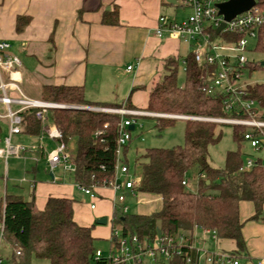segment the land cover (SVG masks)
<instances>
[{
	"label": "trees",
	"instance_id": "1",
	"mask_svg": "<svg viewBox=\"0 0 264 264\" xmlns=\"http://www.w3.org/2000/svg\"><path fill=\"white\" fill-rule=\"evenodd\" d=\"M264 11V0H256ZM118 10L105 12L102 23L118 24ZM19 30V26L17 27ZM254 52L260 59L249 62V72L264 69V23L257 29ZM185 84L178 86L179 60L167 58L164 73L150 88L146 107L150 112H168L203 117L231 116L225 113L222 98L205 92L202 85L204 70L193 56L187 54ZM263 61V64H262ZM247 97L264 111V83L249 84ZM44 101H53L70 107L52 108L39 113L29 107L20 112L23 133L38 136L45 120L61 131V141L67 145L74 139L76 153L73 159V181L80 186H91L112 177L116 161L118 123L120 115L86 109V106L121 107V103L88 101L81 86L44 85ZM126 107H133L130 103ZM155 126L160 131L174 123L175 118L156 117ZM219 123L188 119L184 122V144L169 148L151 147L138 155L135 163L141 167L137 192L157 195L160 207L149 213H121L115 208L111 227H119L123 234L131 233L153 238L158 234L173 235L180 230L194 227L214 230L219 239L233 240L236 253L245 249L239 202L250 201L255 219L264 205V166L260 160L248 170H241L242 132L244 127L231 125L232 137L237 145L225 155L222 168L208 161V148L219 141ZM130 142V141H129ZM128 142V143H129ZM121 150L122 161L129 165L127 150ZM197 169V188L190 190L187 173ZM3 224L2 240L19 254H12L7 264H30L32 257L44 258L49 264H104L93 262L96 249L91 226L79 225L73 218V199L49 196L42 209H37L33 197L5 194L0 200V223ZM162 264H185L179 257Z\"/></svg>",
	"mask_w": 264,
	"mask_h": 264
},
{
	"label": "crops",
	"instance_id": "2",
	"mask_svg": "<svg viewBox=\"0 0 264 264\" xmlns=\"http://www.w3.org/2000/svg\"><path fill=\"white\" fill-rule=\"evenodd\" d=\"M182 6L181 0L173 3L167 0H0V41H7L6 52L18 58L16 84L31 98L41 99L44 85L81 86L85 98L92 103L117 102L125 106L130 103L133 106L130 108L144 109L150 88L164 73L166 59L172 57L182 63L190 50L188 44L177 38L155 34L160 16L173 21L184 18L178 9ZM114 8L118 10V24H103V14ZM128 65L132 66L130 70L126 68ZM1 74L2 81L8 83V73ZM6 91L11 97L17 95L12 88ZM0 107L3 109L0 115H4L6 106L1 101ZM10 108L18 109V105L11 104ZM7 135L8 119L0 117V149ZM14 137H17L15 143H39L38 136L23 132ZM43 144L46 149L54 146L48 139ZM37 154L27 152L23 155L25 159L12 157V164L20 160L21 167L13 165L10 172L6 167L10 157L5 159L0 154V170L3 158L6 183L11 174L0 200L5 194L21 195L26 200L33 197L36 208L42 209L49 196L71 198L73 218L83 226H91L94 217H106L107 221L112 217L114 193L111 189L97 187L95 207H89L93 213L88 211L82 216L81 205L74 198L79 190L77 185L72 177L71 183L63 182L71 171H63L61 166L50 170L44 156L38 155L36 161L32 159ZM41 163L48 167L50 182L36 181ZM195 183L194 190L197 179ZM139 193L159 202L154 209L139 214H149L160 207L157 195ZM238 209L245 243V249L237 253L240 262L264 264V205L255 219H250L254 214L250 201H240ZM91 227L95 238L109 244L110 227ZM191 231L197 239L204 238L203 245L209 249L236 251L233 240L219 239L215 244L200 229Z\"/></svg>",
	"mask_w": 264,
	"mask_h": 264
},
{
	"label": "built area",
	"instance_id": "3",
	"mask_svg": "<svg viewBox=\"0 0 264 264\" xmlns=\"http://www.w3.org/2000/svg\"><path fill=\"white\" fill-rule=\"evenodd\" d=\"M182 5L190 10L187 17L180 21H173L165 16L158 18L155 34L161 37L168 34L188 44V54L193 56L195 63L204 70L202 85L206 93L222 98L225 113L232 114L225 117H203L192 115H172L167 113L150 112L142 109L108 106H86L84 108L115 113L120 115L118 123L119 136L117 139L116 161L111 178L102 180L101 183L85 187L77 185L78 189L87 195L92 203L90 209H94L97 199L96 188L106 187L113 191V208L121 213L128 212L127 196L136 195L138 178L131 172L128 164L122 161L121 150L131 139L129 126H141L137 118L162 117L179 119H198L219 124L239 125L244 127L242 145L247 144L255 151L264 150V111L256 106L255 102L248 98L246 88L249 85L245 76L249 74V58L247 53L254 52L257 29L264 23V11L256 3L248 10L235 15L229 21H225L219 14L217 5L228 0H181ZM224 26L219 33L216 29L221 23ZM9 47L7 41H0V101L6 106L2 118L8 119V135L3 139V147L0 154L8 157H25L27 152L38 153L33 156L36 161L38 155L44 156L50 170L61 166L63 171L74 170V164L67 152L66 145L61 141V131L52 126L49 128L42 121V127L38 144L24 145L13 143L12 136L23 132L20 112L29 107L37 108L39 113H46L52 108L70 107L53 101H44L27 96L16 84L15 73L20 62L17 57L6 52ZM183 69L185 62L182 60ZM128 65L127 70L131 69ZM2 71L9 75V82L2 81ZM12 88L17 95L11 97L6 89ZM18 105V109H11L10 105ZM54 142V146L47 150L43 140ZM258 159L246 156L241 170H248ZM186 185V181L182 182ZM200 229L203 234L215 244L219 237L214 230ZM3 224L0 223V245L2 241ZM204 238H196L192 231L180 230L173 235L158 234L153 238L139 236L137 234H123L119 227H111L109 237L108 254H103L96 248L93 262L104 261V264H162L173 258L179 257L185 264H241L236 251L209 249L203 245ZM19 254V250H13ZM0 264H6L0 256Z\"/></svg>",
	"mask_w": 264,
	"mask_h": 264
},
{
	"label": "rangeland",
	"instance_id": "4",
	"mask_svg": "<svg viewBox=\"0 0 264 264\" xmlns=\"http://www.w3.org/2000/svg\"><path fill=\"white\" fill-rule=\"evenodd\" d=\"M181 14H184V18L187 17L190 13L187 7L182 6L179 7ZM247 56L249 58H254V59H260L261 55L257 54L256 52H251L247 53ZM246 82L249 84L253 83H264V69H256L249 74H246L245 76ZM177 84L178 86H183L185 84V71L183 69V65L181 61L178 63V69H177ZM0 110L3 112L2 107H0ZM160 113V112H159ZM167 114H172V115H184V114H173V113H168V112H163ZM139 120V123L141 126L136 125L134 129L131 131V139L130 142L128 143V150L126 153L127 160L129 163V168L131 172H134L136 175V178H138L137 182L139 183V179L141 176V167L135 163V159L138 155L144 153L145 149L151 148V147H161V148H169L173 146H181L184 144V122L185 120L188 119H179L175 118V121L172 125L165 127L162 130H158L157 127L155 126L156 119L154 117H140L137 118ZM47 126L49 128L52 127L51 124L47 122ZM217 130L221 132V137L218 142L212 144L208 148V161L209 163L216 167V168H222L225 163V155L228 151L230 150H235L237 148V145L232 137V127L229 124H218L217 125ZM15 136V135H14ZM13 136V143H15V139L17 137ZM20 140V139H19ZM52 147L50 146V150ZM67 152L70 156L71 161L73 162L75 153H76V145H75V140L71 139L67 143ZM241 153L243 158L246 156H249L253 159H258L264 166V150L260 151H255L251 149L247 144H243L241 147ZM4 158V157H3ZM2 158L1 162V170H0V196H3V191L6 188V184L10 183V176L7 178V183L6 179L4 178L5 176V163L4 159ZM13 158H15L13 156ZM12 157H10L7 161L6 167L9 168V172L11 168L13 167L14 164H12ZM15 165L18 167V164L20 166L21 161H15ZM14 165V166H15ZM21 167V166H20ZM74 168V167H73ZM38 174L36 175V181H44V182H50V176H49V170L48 167H44L41 165L38 167ZM56 176L59 177L60 174L56 170ZM72 173L69 174V178H64L63 182L65 181H70L72 182ZM187 180H188V186L187 188L190 190H194L195 182L197 179V169L195 167H192L188 173H187ZM72 177V178H71ZM62 181V180H61ZM75 200L79 205H81V215H86L87 212L89 211L90 213H93L89 209L90 203H92L91 199L80 192L79 190H76L75 192ZM151 199V200H150ZM127 203L129 205V212L130 213H139V212H146L149 209H154L156 206H158L159 202L156 200V198H147V196L139 193L136 195L130 194L127 197ZM98 218H95L91 221V226L94 225L96 226H103L107 227V229L110 227L111 228V219H108L106 224H97ZM95 247L99 248V250L103 254H108V248L109 245L107 242L97 239L95 241ZM13 254V249L10 247V245L7 244L5 240L1 241L0 245V256L3 258V261L7 264V260L11 259ZM33 261V262H32ZM49 264L48 260L44 258H36L32 257L30 260V264Z\"/></svg>",
	"mask_w": 264,
	"mask_h": 264
},
{
	"label": "water",
	"instance_id": "5",
	"mask_svg": "<svg viewBox=\"0 0 264 264\" xmlns=\"http://www.w3.org/2000/svg\"><path fill=\"white\" fill-rule=\"evenodd\" d=\"M168 2L173 3L175 0H167ZM255 4V0H228L223 3H219L217 5L219 9V14L223 15V18L225 21H229L232 19L235 15L244 12L251 8ZM224 26V23L222 22L220 26L216 29V33H219L221 28ZM263 64V61H262ZM134 129L133 125L129 126V130L132 131ZM106 217H102L97 219V224H105L106 223Z\"/></svg>",
	"mask_w": 264,
	"mask_h": 264
}]
</instances>
